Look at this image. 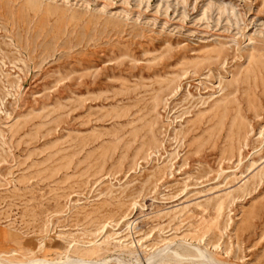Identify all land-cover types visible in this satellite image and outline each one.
Instances as JSON below:
<instances>
[{"label": "rangeland", "instance_id": "obj_1", "mask_svg": "<svg viewBox=\"0 0 264 264\" xmlns=\"http://www.w3.org/2000/svg\"><path fill=\"white\" fill-rule=\"evenodd\" d=\"M183 237L264 264V0H0V250Z\"/></svg>", "mask_w": 264, "mask_h": 264}, {"label": "bare ground", "instance_id": "obj_2", "mask_svg": "<svg viewBox=\"0 0 264 264\" xmlns=\"http://www.w3.org/2000/svg\"><path fill=\"white\" fill-rule=\"evenodd\" d=\"M132 224L133 222L130 223V225ZM44 246L45 241H41L33 250L24 251L21 250L20 247L19 250L10 252L8 250L1 249L0 264H102L107 262H109V264H235L214 258V254L207 248V245L204 243L202 238L190 239L183 237L174 241L169 240L165 245H163V247L157 248L155 251H151L149 253L146 252L145 246L139 240L135 241L134 239V241L129 245H123L124 250L122 253L126 256V258L121 257L119 260H114V262L107 261L104 257L73 258L70 255L73 247L72 245L64 247L62 252L57 253L55 257L35 258L37 257L35 256V251H41L44 249ZM84 247H88L91 251L96 250L94 243ZM99 250L96 251L99 252ZM17 256L23 257L24 260L15 259Z\"/></svg>", "mask_w": 264, "mask_h": 264}]
</instances>
